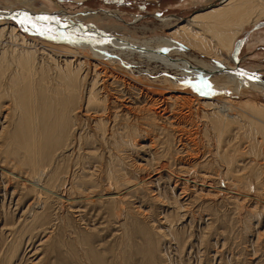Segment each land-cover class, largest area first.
<instances>
[{"label":"rangeland","instance_id":"obj_1","mask_svg":"<svg viewBox=\"0 0 264 264\" xmlns=\"http://www.w3.org/2000/svg\"><path fill=\"white\" fill-rule=\"evenodd\" d=\"M53 1L60 6L50 8L53 14L58 10H66L65 13L71 14L70 18L61 13L55 15L61 22L66 19L80 21V17L88 12H113L109 20L88 17L80 22L97 25L103 30L112 27L111 34L116 36L149 39L167 35L168 30L162 25L164 19L172 17L174 22L189 19L206 10L207 6L219 4L222 0ZM33 3L39 13L43 7L49 8L47 0H35ZM10 4L9 0H0V9ZM13 22L23 34H30L16 20ZM114 26L126 28L119 30ZM41 28L49 36L60 37L51 27L42 25ZM74 28L77 35L85 37L80 28ZM260 30H264V19L246 27L230 56L243 68L255 70L264 79V42L254 40L258 44L249 48L252 34ZM44 32L41 30V33ZM41 33L31 35L47 43L63 46L67 44L60 42V38L54 41ZM86 44L91 48L95 42ZM181 47L182 50L188 49L184 44ZM108 56L114 64H120L122 70L130 73H118L130 83L134 82L133 77H140L144 82L149 78L148 81L157 84L152 89L157 90L160 88V80L171 78L177 85H187L194 97L201 100L211 101L221 97L254 98L264 103L262 89L251 87L250 93L242 95L230 85L220 86L214 83L216 81L208 83L205 79H190L173 69H166L160 63L140 61L137 56H119L115 53ZM205 59L212 65L222 66L221 61L214 57ZM48 75L51 77L52 73ZM31 81L30 78L13 80L10 84H17L13 88L5 86L0 93V148H3L0 151L5 152V155L0 154V163L16 173L15 176H9L0 172V256L3 257L8 251L5 260L7 264H264V148L261 147L264 144L261 142L264 141V133L256 127L258 130L253 135V131L249 132V129L256 131L253 127L255 124L251 126L250 122L240 120L239 123L234 121L235 123L228 125L229 128L221 135V131L214 127L204 110H188L187 107H180V103H171L164 112L160 99L153 104L149 99L153 94L149 93L148 96L143 93V90L148 89L142 83L132 88L122 81L112 84L111 79L109 98L115 104L109 103V110L104 114L98 106L92 107L94 110L90 108L89 111H83L89 113L87 116L81 114V118L86 119V127L92 132L87 131L81 153L70 147L58 159L64 169L63 175L67 171L69 175L62 191H66V185L69 187L68 183L73 178L79 185V194L87 192L99 195L107 192L112 187L107 184V172L111 167L109 161L112 160L127 178L121 183L122 188L127 185V181L138 183L146 180L144 184L128 189L121 202L122 210H117L120 216L125 212L129 215L126 217L127 234L124 236L120 225L124 222L123 215H109L113 212L114 205L97 197L94 201H80L79 206L69 209L71 211L66 209L68 212L63 221L55 218L58 212L57 205L53 203L54 209L51 210L55 219L51 221V225H47L51 227L45 231H41L40 227L36 228V225L30 223L28 206L35 204L34 206L40 207L45 202L46 194L44 191L39 194L32 191L34 184L29 165L20 166L15 155L5 158L11 140H18L24 134L23 116L26 109L32 107L30 103L33 104L35 94L40 93L39 87L32 88ZM156 96L160 98L159 95ZM154 110L157 115L153 114ZM101 118L105 124L102 127L97 123ZM241 121L246 125L240 124ZM113 127L123 138L117 134L115 137L110 136ZM95 133L101 134L97 135L101 138ZM104 134L108 137L107 143L102 139ZM129 134L133 139L132 145L122 143L128 139ZM252 135L256 137L254 141L251 139ZM257 142L260 145L257 146ZM226 155L236 156H233L235 165L232 172H226ZM158 167H161L160 172ZM17 174L23 178H17ZM178 175L198 177L199 181L209 175L213 184L231 187L233 190L237 186L238 191L252 193L258 200L245 199L232 193L214 196L215 192L209 187L202 190L182 184ZM37 195L41 198L38 199ZM77 208L80 211H76ZM8 226L16 228L11 232L7 229ZM32 235L34 237L29 240ZM14 247L17 251L9 260V253H13ZM38 248L40 251L36 250ZM41 257L43 260L37 262Z\"/></svg>","mask_w":264,"mask_h":264},{"label":"bare ground","instance_id":"obj_2","mask_svg":"<svg viewBox=\"0 0 264 264\" xmlns=\"http://www.w3.org/2000/svg\"><path fill=\"white\" fill-rule=\"evenodd\" d=\"M9 1L11 3L10 5L0 9V93L4 91L5 86L13 88L17 84L13 83L14 85H11L10 83L13 80L27 78L32 80V88L39 87L40 93L39 95L35 94L33 104L30 103L32 107L26 109L23 116L24 134L18 140L13 141L11 138L10 147L6 149L8 154H6L5 158L9 159L12 155H15L17 161L20 162V166L23 164L29 165L30 175L34 184L32 191L37 194L44 191L46 194L44 198L45 202L42 203L41 206L39 204L40 207L37 205L34 206L35 204L29 205L30 207L28 206L31 221L29 219L27 220L36 225V228L40 227L41 231L49 229L51 227V221L55 218L58 219V221H63L64 215H66L68 211H71L69 209L74 206H79L78 203L80 201H94L96 199L95 197L102 198L105 202L107 201L114 205L113 209L111 208L113 212H110L109 215H119L120 213L117 214V210H122L120 207L122 204L121 202H123L122 199L124 194L144 184L146 181L142 180L138 183H130V181H127V185L125 184L126 186L122 188L121 183L127 180V178L125 179L124 175H122L124 172H120L112 160L109 161L111 167L109 166L110 169H108L109 171L107 172V184L112 187L107 192L99 195L87 192L79 194L77 192L79 185L73 178L71 179L72 181L70 180L71 182L68 181L69 187L66 185V191L61 190L67 183L69 175L68 171L63 175L64 169L62 165H60L61 162H58L59 156L65 154L70 147H73V151L75 149L77 151L78 149L80 152L82 144L87 138V131H90L88 130L89 128L87 129L86 127V119H82L81 114L87 116L88 112L83 113V111H89L90 108H95V106L100 107L101 111H104L103 114L109 110V103H113L111 98H109V87L114 82L122 81L125 84L128 83L127 86L132 88L142 83L143 85H141L148 89L146 91L143 90V93L145 95L148 94V96H150L149 93L153 94L149 98L152 100L153 104L154 101L157 102L161 100V109L164 110V112L168 110L171 103L177 105L180 103V107H187L188 110L194 108L199 110V108H201L205 111L204 114L210 117L214 127L221 131V133L220 131L218 132V135H223L227 127L229 128L228 125H231L234 121L239 123L240 120H246V123L250 122V125L255 124L253 127L259 128V131L264 133V124L262 123V121H264V103H260L254 98L233 99L230 97H221L211 101L201 100L200 98L194 97L192 90L188 89L187 85L184 86L181 83L177 85L175 83L176 81H171V78H163L160 80L158 84L160 88L154 90L152 86H156L157 84H153V81V83L148 81L149 78L146 82L140 77H133L132 80L134 82L131 83L125 81L123 76L118 73H127L126 75L130 73L126 72L127 70H122L123 68L121 67V69L119 67L120 64L118 66L114 64L112 60L108 59V54L112 56L114 53L119 56H137L140 61L160 63L166 69H173L176 73L186 75L190 79H205L208 83L216 81L214 83L220 86L230 85L236 92L242 95L246 92L250 93L251 87H254L256 90H264V79L259 77L255 70L243 68L230 56L240 35L246 27L264 19V0H222L219 4L207 6L206 10L194 14L189 19L174 22V19L169 17L164 19L162 23L163 28H167L168 30L166 33L167 35L165 34L166 36H158L149 39H136L131 36L122 35L116 36L111 34L110 28L112 27L103 30L97 25H85L80 22L88 17H99L103 20H109L112 18L113 12H110L111 14L104 11L101 12V14H95V12L89 14L88 12L80 17V21L66 19L65 22H61L59 19L55 18V15L61 13L62 16L64 15L70 18L71 14L68 12L65 13L66 10H58V12L53 14V11L50 9L51 7L60 8L59 4L53 0H47L49 8L43 7L40 13L36 10L35 4L33 3L35 0ZM75 1L82 2L85 0ZM14 20L19 23L20 27L26 29L27 32L30 33H28L30 36L23 34L18 26L14 24ZM42 25H46L47 27H51L53 31H57L60 36L58 37L60 38V42L63 41V43H67L65 44L66 46L47 43L44 42V40H39L35 35H31L38 32L41 33V30L44 32L45 29L41 28ZM74 27L80 28L85 37L77 35L76 28ZM114 28L120 30L126 28V26H114ZM43 35L54 41H58V38L54 35L49 36L45 32ZM251 38L252 43L249 45V48L258 44L256 43L257 41L264 42V30L256 31L252 34ZM94 42L95 45L90 44L91 48L86 44ZM181 44L186 45L188 49L182 50ZM167 48H169V50ZM205 57L216 58L221 61L222 66L208 63L209 61H206L207 59H205ZM48 73H52V76L49 77ZM111 79L112 84L109 82ZM101 93H103V95H100ZM156 95H159L160 98ZM205 107L207 108L205 109ZM156 113V110H154L153 114L157 115ZM86 118L88 119V117ZM255 118H258V120ZM259 120L261 121L259 122ZM97 123L101 127L105 126L102 118L99 122L97 121ZM244 123L242 124L241 121L240 124L245 126L246 124L244 125ZM239 127H241V125ZM246 127L248 128L249 126ZM257 128L256 131L252 128L248 129L250 130L249 132L253 131V135H256L254 132H257ZM112 130L110 136L115 137L117 134V132H115L116 128L113 127ZM100 132L101 130L99 133ZM95 135L97 136L99 134L95 133ZM253 135L251 139L253 138L252 140L254 141L256 137H253ZM117 136H122L121 138H123L121 134H117ZM130 136V134L127 135L128 139H125L122 143L132 145L133 139ZM106 137L105 134L102 135L104 143L108 142ZM261 142L264 141L262 140ZM259 143L257 146L260 145ZM13 144L16 146H13ZM263 145L261 147L264 148ZM0 149L3 150V148ZM1 153L5 155V152L0 151V154ZM67 156L66 158L68 159ZM233 156L234 155H226L225 159L223 158L226 160V172L233 171V166L235 165L234 157H236ZM161 167H158L159 172L161 171ZM162 168L164 170V167ZM0 172L2 175L9 176H15L16 174L1 163ZM173 172L171 173L174 174ZM207 176L208 177H203L200 181L198 177L191 178L189 176L178 175L177 178L186 186L199 187L198 189L202 190L209 187L215 192H213L214 196H223L232 193L237 194V196H242L245 199L258 200L252 193L238 191L237 186V191L227 186L219 187L211 182L209 175ZM16 177L23 178L20 174H17ZM89 188L91 189V187ZM186 188L183 189L186 190ZM124 189H126V191ZM75 193L79 195H75ZM37 197L38 199L41 198L39 195H37ZM53 203L57 205L58 216L53 214L51 210L54 209L52 208ZM26 210L28 211V209ZM76 211L80 210L77 208ZM54 215L56 216L55 218ZM128 216L126 212L122 213L120 216L124 220V222L120 224L123 228L124 236L127 234L126 217ZM48 224L50 225L47 226ZM15 228L14 226L7 229L13 232ZM32 237L34 236L32 235L29 240H31ZM44 242H42V244ZM36 250L40 251V248ZM16 251L17 248L14 247L13 253H9V260L13 258ZM7 253L8 251L3 254V257L0 256V264H7L5 262ZM42 260L43 258L41 257L37 262H41Z\"/></svg>","mask_w":264,"mask_h":264}]
</instances>
